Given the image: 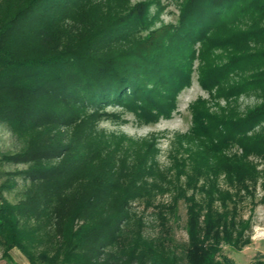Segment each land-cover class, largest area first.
<instances>
[{
    "label": "trees",
    "instance_id": "16d2710c",
    "mask_svg": "<svg viewBox=\"0 0 264 264\" xmlns=\"http://www.w3.org/2000/svg\"><path fill=\"white\" fill-rule=\"evenodd\" d=\"M133 11L130 0H0V125L20 145L0 162L22 167L0 185L3 258L16 250L28 264H161L112 249L129 200L175 185L145 143L99 128L104 108L144 104L148 92ZM181 14L182 38L219 50L221 61L201 71L202 87L258 98L224 123L233 145L264 160V0H182ZM230 75L237 80L227 85ZM19 181L10 203L3 193ZM226 226L210 210L203 228L191 223L187 264H235L222 245L240 251L249 238ZM250 264H264V254Z\"/></svg>",
    "mask_w": 264,
    "mask_h": 264
},
{
    "label": "rangeland",
    "instance_id": "374dc122",
    "mask_svg": "<svg viewBox=\"0 0 264 264\" xmlns=\"http://www.w3.org/2000/svg\"><path fill=\"white\" fill-rule=\"evenodd\" d=\"M130 3L144 39L137 55L152 73L144 85L148 92L144 104L104 108L99 128L145 143L175 185L166 194L129 200L128 219L112 249L121 254L147 252L161 264H187L188 227L196 222L203 228L210 210L214 220H226L232 236L249 238L240 251L222 245L220 255L235 264H250L257 253L264 254V160L233 145L224 122L243 116L259 100L254 93L225 99L217 88L210 93L202 87L201 71L221 61L219 50L212 41L182 38V0ZM235 80L230 75L226 84ZM19 147L0 125V154ZM17 168L22 167L0 162V185L7 181L6 173ZM21 188L19 181L13 191L3 193L5 200L16 202ZM0 264L28 263L12 250L10 260L0 252Z\"/></svg>",
    "mask_w": 264,
    "mask_h": 264
}]
</instances>
